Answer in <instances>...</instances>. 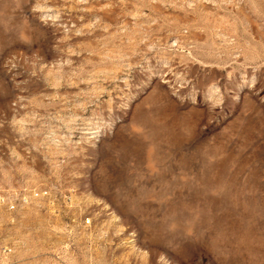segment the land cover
<instances>
[{"label":"rangeland","instance_id":"rangeland-1","mask_svg":"<svg viewBox=\"0 0 264 264\" xmlns=\"http://www.w3.org/2000/svg\"><path fill=\"white\" fill-rule=\"evenodd\" d=\"M4 191L0 264H264V0H0Z\"/></svg>","mask_w":264,"mask_h":264},{"label":"built area","instance_id":"built-area-1","mask_svg":"<svg viewBox=\"0 0 264 264\" xmlns=\"http://www.w3.org/2000/svg\"><path fill=\"white\" fill-rule=\"evenodd\" d=\"M35 196H38L35 194ZM28 197L16 191H4L0 192V210L8 213L15 214L22 208L28 205ZM1 241V239H0ZM3 254H9L12 251V247L1 248Z\"/></svg>","mask_w":264,"mask_h":264}]
</instances>
